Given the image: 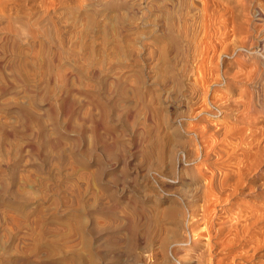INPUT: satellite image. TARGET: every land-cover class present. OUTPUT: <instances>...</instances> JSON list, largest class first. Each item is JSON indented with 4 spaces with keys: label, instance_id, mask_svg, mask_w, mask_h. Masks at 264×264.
Segmentation results:
<instances>
[{
    "label": "rangeland",
    "instance_id": "1",
    "mask_svg": "<svg viewBox=\"0 0 264 264\" xmlns=\"http://www.w3.org/2000/svg\"><path fill=\"white\" fill-rule=\"evenodd\" d=\"M191 1L0 0V264H264V190L204 201L200 174L234 167L251 138H229L222 160H187L191 127H252L191 117L204 87L198 64L213 73L234 59ZM215 1L240 5L249 34L240 36L264 43V0ZM253 62L264 76V59ZM263 79L259 92L238 87L256 101ZM237 213L246 232L232 225Z\"/></svg>",
    "mask_w": 264,
    "mask_h": 264
},
{
    "label": "bare ground",
    "instance_id": "2",
    "mask_svg": "<svg viewBox=\"0 0 264 264\" xmlns=\"http://www.w3.org/2000/svg\"><path fill=\"white\" fill-rule=\"evenodd\" d=\"M148 1V0H147ZM198 1V0H196ZM136 2V1H135ZM155 2V1H154ZM168 2V1H167ZM219 2V1H218ZM148 3V2H147ZM235 3V2H234ZM239 3H242V2H239ZM237 3V4H239ZM161 4V3H159ZM198 4V2H197ZM199 4L201 5V9H202V13H204L203 15V19L206 20L207 23H209L208 25H214L216 24V26L213 27V29H209L213 32V36L216 35V37H218L219 35V40L217 41V43L215 44H218L220 45V49L225 53L227 52L229 56L234 57V59H230V61L228 62V66H221V69H213V73H212V69H208L210 67V64H209V67L208 65L206 64V66L208 67L207 69L205 68L206 66L204 65V63H202L201 61H204L203 59H200V62L197 67V70H198V78L197 81H198V84H201L203 87V90L199 92L200 94V101L197 102V103H200L199 107L197 108L196 106V111H194L193 115L191 116L193 119H202L203 114H206V115H212L213 117H218L220 119H223V120H226L227 122L229 121H238L237 118H240V117H243L242 119L243 120V123L244 124H247L248 126H252V127H245V128H242L241 126H237L238 125V122H235L236 126H232V123L231 125H228V126H221V130L219 127H216L213 123V121H208L207 124L201 126V127H197V128H192L190 129V132L193 133V135H195L193 137V139H195L196 141V144H195V151L192 150L194 152L193 155H188L187 157V160L188 161H206V160H209L213 157V160H217V158H214V157H219L221 160L223 159L222 157H220L222 155V153H225L224 149H223V145L224 147H228L227 144H223V143H228V139L230 138L231 141H234L236 139H243V136H247V137H250L251 139H247V142L245 145H252L249 146V149L245 150L247 151V155L246 153L244 154V152L242 151V154L241 153H234V156L235 155H239L241 157L242 155V158L238 159L237 161H235V163L233 164L234 167H230L229 165L226 167H220V166H217L216 168L215 167H212L210 168L209 172L207 174H204V172H200L201 176H203L204 178V186L202 189L203 190V193H204V196H205V200L204 201H209L210 197H214V195L216 196V194H221V193H224L225 196H226V199L230 198L231 196L234 197V195H238L240 193H247V194H253L255 196H258V195H261V193L263 194V190H264V181H260L259 178L264 176V95H262L263 93L261 92V95L259 93H257V99L256 101H253L255 99H252L251 96H249V93H245L244 91L246 89L241 90L239 87H238V84L241 82V81H244V83H251V84H258V82L264 77L263 76V70H260L259 67H258V64L254 63L253 61L256 59V58H262L264 59V43H258L257 41H252L251 40H243L242 37L240 36L241 33H246L245 35L248 34V29L244 27L243 24H245V21L243 20L244 18L242 17V13L241 11H243V9L239 8L240 5H237L236 4H233L235 5L234 6V10H232L233 8L231 9H226L225 7H220L219 3H217L215 0H199ZM243 4V3H242ZM158 5V4H157ZM193 1L190 0V6H193ZM196 5V4H195ZM194 5V6H195ZM232 5V6H233ZM244 5V4H243ZM173 6V5H172ZM193 6V7H194ZM231 6V7H232ZM239 6V7H238ZM245 6V5H244ZM244 6H241V7H244ZM156 7V6H155ZM133 8V7H132ZM230 8V7H229ZM134 9V8H133ZM136 9V8H135ZM145 9V8H144ZM166 10V9H165ZM178 11V10H177ZM140 12V11H139ZM176 14V13H175ZM176 16V15H175ZM174 18V17H173ZM183 18V17H182ZM176 19V17L174 18ZM174 19L171 20V22H175ZM188 20V19H187ZM185 21V20H184ZM190 21V20H189ZM248 21H246L247 23ZM185 23V22H184ZM174 24V23H172ZM206 24V23H205ZM219 25V26H217ZM171 26V25H170ZM206 26V25H205ZM172 27V26H171ZM178 27V26H177ZM216 27V28H215ZM175 28V26H174ZM205 29H207L205 27ZM11 30V29H10ZM172 30H174L172 28ZM175 31H177L175 29ZM219 32V34L217 33ZM211 33V32H210ZM181 34V33H180ZM218 34V35H217ZM249 35V34H248ZM218 39V38H216ZM247 39H250V38H247ZM257 40V39H256ZM215 41V40H214ZM260 41H263V38L262 40ZM247 45V47H246ZM213 46V45H212ZM211 46V47H212ZM216 47V45H215ZM206 50V49H205ZM239 50H246L247 53H250L248 55H245L238 52ZM208 51V50H207ZM220 51V50H219ZM206 52V51H204ZM211 52H214V51H211ZM210 52V53H211ZM216 53V50L213 54ZM221 53V51H220ZM246 53V54H247ZM55 54V53H54ZM212 54V53H211ZM205 55V54H204ZM207 55V53H206ZM218 55V54H216ZM53 56V55H52ZM55 56V55H54ZM58 56V55H57ZM209 56V55H208ZM212 56V55H211ZM210 56V57H211ZM215 56V55H214ZM217 57V56H216ZM56 58V57H55ZM54 58V60H55ZM59 58V57H58ZM80 58V57H79ZM78 58V59H79ZM203 58V56H202ZM209 58V57H208ZM208 58H204L206 59L205 61H207ZM219 58V57H218ZM77 59V60H78ZM212 59V58H211ZM81 60V59H80ZM214 60H215V57H214ZM52 61V60H51ZM217 61V60H216ZM223 61V60H222ZM77 62V61H76ZM257 62V61H256ZM59 63V62H58ZM212 64H214L212 61H211ZM216 63V62H215ZM218 63V61H217ZM48 65V63H47ZM58 65V64H57ZM205 67H203V66ZM262 65V64H261ZM56 66V65H55ZM201 66V67H200ZM212 66V65H211ZM214 66V65H213ZM51 68V66H49ZM57 67V66H56ZM60 67V66H59ZM202 67L205 69L202 70ZM48 68V67H47ZM49 68V69H50ZM211 68V67H210ZM214 68V67H213ZM217 68V67H216ZM57 69V68H56ZM61 72V71H59ZM57 73V72H56ZM65 73V72H64ZM195 73V75H197ZM59 74V73H58ZM66 74V73H65ZM65 75H63L64 77ZM209 77L208 79L206 78ZM61 77V76H60ZM59 77V78H60ZM197 78V77H196ZM195 78V79H196ZM264 80V79H263ZM262 80V81H263ZM60 81V79H59ZM64 81V80H63ZM246 81V82H245ZM62 82V81H61ZM196 82V81H195ZM196 85V84H195ZM213 85L215 86H219L221 87V89L219 90L218 87V90H217V93H219V96H216V94H211L209 96H206V94L208 93L210 87H212ZM262 85V84H261ZM200 86V87H202ZM262 87V86H261ZM194 88V87H192ZM205 88V89H204ZM214 88V87H213ZM246 88V87H245ZM255 88V87H254ZM258 87L256 86V89ZM191 89V88H190ZM197 88H195L196 90ZM239 91H238V90ZM248 89V88H247ZM192 90L194 89H191V92H193ZM234 90H237L239 92V96L238 94L236 96L238 97H235V98H231V95H232V92ZM249 90V89H248ZM261 90V89H260ZM196 91H199V90H196ZM256 91V90H255ZM254 91V92H255ZM247 92V90H246ZM257 92H259V90L257 89ZM216 93V91L214 92ZM221 93V94H220ZM243 93L246 94V97L248 98L246 102V107L245 108H237V105L238 103H240V101L243 103L244 101L242 100L244 98L243 96ZM192 94V93H191ZM195 94V92H194ZM218 95V94H217ZM235 95V94H233ZM256 95V93H255ZM193 96V95H192ZM198 97V96H197ZM198 97V98H199ZM256 97V96H255ZM245 99V98H244ZM198 100V99H197ZM196 102L194 103V105L196 104ZM231 103H234V104H231ZM245 103H243L242 105H244ZM193 105V104H192ZM198 105V104H197ZM234 105L236 107H234ZM240 105V104H239ZM192 108V107H191ZM193 110V109H192ZM191 110V111H192ZM255 113V116H253V113ZM192 113V112H190ZM253 116V117H252ZM190 117V118H191ZM189 118V117H188ZM192 119V120H193ZM203 120V119H202ZM241 120V119H240ZM223 124V123H222ZM215 128H214V126ZM234 125V124H233ZM213 126V128L215 130H220V135L218 133H215V131L213 132V128L211 127ZM212 128V129H211ZM217 130V131H218ZM245 132L247 133L245 134ZM215 134L218 135V138H215ZM242 134H244L242 136ZM207 135H209V139L207 137ZM244 136V140H246L247 137ZM234 139V140H232ZM240 140V141H241ZM231 141H229L231 143ZM237 141V140H236ZM244 142V141H242ZM236 143V142H235ZM238 144V143H236ZM241 144V142H239ZM229 144V143H228ZM227 145V146H226ZM233 146V144H232ZM160 147V146H159ZM231 147V145L229 144V148ZM237 147V146H236ZM235 147V149H236ZM240 147V146H238ZM246 147V146H245ZM229 148H227L229 150ZM232 148V147H231ZM234 148V147H233ZM243 149L244 148V145L240 147V149ZM248 148V147H247ZM246 149V148H244ZM227 150V151H228ZM230 151V150H229ZM232 151V150H231ZM235 151V150H234ZM232 151V152H234ZM229 153V152H227ZM230 154V153H229ZM252 154V155H251ZM226 154L222 155L223 157L225 156ZM262 155V157H261ZM232 157V154L229 155V157ZM250 156H253L252 159H254L253 161L250 159L247 160L246 158H250ZM227 157V155H226ZM257 157L260 159L259 161H255V159H257ZM236 158V157H233V159ZM239 158V157H238ZM230 159V158H229ZM228 159V160H229ZM186 160V161H187ZM219 160V159H218ZM227 160V161H228ZM232 160V159H230ZM225 161V162H227ZM233 161V160H232ZM255 161V162H254ZM223 162V161H221ZM204 163V162H203ZM224 163V162H223ZM229 163V162H227ZM231 163V162H230ZM219 164V163H218ZM201 165V163H200ZM231 165V164H230ZM200 167V166H199ZM201 169V168H200ZM200 171V170H199ZM199 173V172H198ZM206 173V172H205ZM264 178V177H263ZM261 178V180L263 179ZM264 196V195H263ZM219 198V196H217ZM217 197H214V198H217ZM211 198V199H212ZM213 198V199H214ZM209 199V200H208ZM212 199V200H213ZM219 200V199H218ZM210 202V201H209ZM213 202V201H212ZM206 203V202H205ZM208 206L210 207V205L208 204ZM212 211V209H211ZM211 211H208L207 209H205V213L206 212H211ZM252 211V210H251ZM243 212V211H242ZM245 213V212H244ZM243 213V214H244ZM255 213V211H254ZM253 212L251 213L250 212V216L251 218H253L252 220L254 221L256 218L253 217L251 214H253L254 216H256V214H254ZM261 213V212H260ZM211 214V213H210ZM213 214V213H212ZM241 215L239 214V216H244L243 219L240 217L238 218H241V220L245 221L247 218L245 217L246 214L244 215ZM259 214V213H258ZM257 214V216H258ZM206 215V214H205ZM209 216V214H207ZM206 215V216H207ZM211 216V215H210ZM238 216V213L236 215V217L233 216L232 220L235 218V220H238L237 218ZM247 216H249L247 214ZM261 217V215H259ZM264 216V214H263ZM210 219H212V217H209ZM214 218V217H213ZM237 218V219H236ZM246 218V219H245ZM255 218V219H254ZM215 219V218H214ZM214 219H212L213 221H215ZM245 219V220H244ZM212 220H208L212 222V225H214L216 222H213ZM228 220V219H227ZM225 220V221H227ZM231 218H230V221H232ZM259 220V219H258ZM207 221V220H206ZM234 221V220H233ZM249 221V220H248ZM211 222H209V224H211ZM246 222V221H245ZM250 222V221H249ZM214 223V224H213ZM222 223V222H221ZM233 223V222H231ZM243 224V222H235L232 224V225H236V224ZM248 223V222H247ZM246 223V224H247ZM251 223V222H250ZM250 223L248 225V229H249V226H250ZM255 223V222H254ZM208 224V225H209ZM228 227L231 226L230 225V222H227V223H224L223 222V225ZM237 224V225H238ZM239 224V226H240ZM207 225V224H205ZM207 225V226H208ZM221 225V224H220ZM222 225V226H223ZM244 225V224H243ZM255 225V224H254ZM260 225V224H259ZM211 226V225H210ZM223 226V227H224ZM225 226V227H226ZM221 227V226H220ZM236 226H231L230 228H232L234 231L236 230L235 228ZM242 227V228H241ZM246 226H240L241 229L245 228ZM252 227V226H250ZM206 228V227H205ZM213 228V227H212ZM212 228L208 229L209 233L211 232ZM229 228V229H230ZM217 229V228H216ZM221 229V228H220ZM220 229H218L219 231H221ZM227 229L226 228V232H227ZM228 229V230H229ZM232 229L230 231H232ZM252 229V228H251ZM217 230V231H218ZM246 228L244 229V231L246 232ZM232 231V232H234ZM250 231V229L248 230ZM253 231V230H252ZM216 232V231H215ZM231 232V233H232ZM238 233V231H235V233ZM261 232V231H259ZM214 233V232H213ZM211 234L213 235L214 237V234ZM228 233L227 232V236L225 237V239H227L229 241H232L231 239L233 238L232 234L230 233V237H228ZM240 233V232H239ZM217 234V233H216ZM241 234V233H240ZM256 234V233H254ZM264 234V233H263ZM207 235H209L207 232L205 233V236L207 237ZM209 235V236H211ZM234 235V234H233ZM237 235V234H235ZM209 236L207 237L209 241L210 239V242H211V238L213 237H210ZM223 236V235H222ZM221 236V237H222ZM262 236V235H261ZM205 237V238H206ZM216 237V236H215ZM242 237V236H241ZM259 237V236H258ZM229 238V239H228ZM239 238V237H238ZM237 238V239H238ZM248 238V237H247ZM254 238V237H253ZM256 238V237H255ZM264 238V237H263ZM215 239V238H214ZM213 239V240H214ZM223 239V238H222ZM237 239H233L234 240H237ZM239 240V239H238ZM242 240V238H241ZM257 240V239H256ZM264 240V239H263ZM263 240H259V241H263ZM222 241V240H221ZM209 242V243H210ZM216 243H218V240L214 241ZM212 242V243H214ZM223 242L226 243V240H224ZM237 242V241H235ZM243 242V241H242ZM247 242V241H246ZM212 243L210 244V246L208 247H211L212 248ZM223 243V245L226 246V244L230 246L232 245V242H229V243ZM239 243V242H238ZM245 243V242H244ZM262 243V242H261ZM206 244V242H205ZM208 244V242H207ZM222 244V243H220ZM250 244V242H249ZM209 245V244H208ZM214 245V244H213ZM216 245H219V244H216ZM236 245V244H235ZM242 245V244H241ZM247 245V244H246ZM207 247V246H206ZM207 247V248H208ZM252 246H250L251 248ZM222 248V247H221ZM224 248V247H223ZM222 248V249H223ZM253 248V247H252ZM209 250V249H208ZM253 250L255 251V249L253 248ZM214 252V251H213ZM247 251H245L246 253ZM212 253V251H211ZM247 254V253H246ZM251 254V253H250ZM241 255V254H240ZM248 255V254H247ZM210 257V255H208ZM212 256V254H211ZM243 256V254H242ZM246 257V255H244ZM254 256V254H253ZM227 257V256H226ZM234 257V256H233ZM236 257V256H235ZM239 258V257H238ZM250 258V257H249ZM248 258V259H249ZM208 259V258H207ZM210 259V258H209ZM247 259V258H246ZM233 260V259H232ZM202 261V260H201ZM209 262H211L210 260H208ZM206 262V261H205ZM214 262H217V263H214V264H218L220 262V259H219V262H218V259L217 260H214ZM228 262V261H227ZM233 262V261H232ZM231 262V263H232ZM221 263V262H220ZM219 263V264H220ZM209 264V263H208ZM212 264V263H210ZM222 264H224V261L222 262ZM226 264V263H225ZM228 264V263H227Z\"/></svg>",
    "mask_w": 264,
    "mask_h": 264
}]
</instances>
